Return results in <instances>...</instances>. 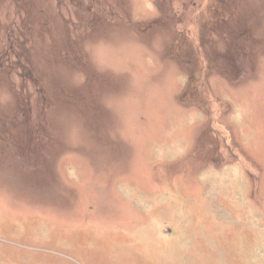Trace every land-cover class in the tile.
Instances as JSON below:
<instances>
[{"label": "rangeland", "instance_id": "obj_1", "mask_svg": "<svg viewBox=\"0 0 264 264\" xmlns=\"http://www.w3.org/2000/svg\"><path fill=\"white\" fill-rule=\"evenodd\" d=\"M0 264H264V0H0Z\"/></svg>", "mask_w": 264, "mask_h": 264}, {"label": "bare ground", "instance_id": "obj_2", "mask_svg": "<svg viewBox=\"0 0 264 264\" xmlns=\"http://www.w3.org/2000/svg\"><path fill=\"white\" fill-rule=\"evenodd\" d=\"M226 135V134H225Z\"/></svg>", "mask_w": 264, "mask_h": 264}]
</instances>
